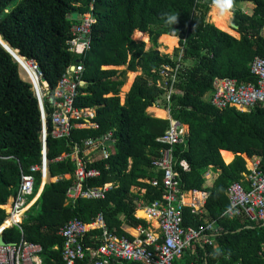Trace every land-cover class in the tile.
<instances>
[{"label":"trees","instance_id":"16d2710c","mask_svg":"<svg viewBox=\"0 0 264 264\" xmlns=\"http://www.w3.org/2000/svg\"><path fill=\"white\" fill-rule=\"evenodd\" d=\"M244 1L254 3L250 14L236 7ZM212 4L226 10L232 7L238 38L206 20ZM87 15L94 19L90 45L79 56L69 50L68 42L73 37L72 25ZM173 16L175 22L169 20ZM261 30L264 0H0V36L20 56L38 65L51 90L71 65L82 60L84 83L78 88L75 104L94 108L92 121L98 125L73 127L66 138L47 135V175L56 180L44 184L42 178L43 189L27 210V218L20 227L5 228L3 241L38 243L44 264H64L59 229L72 218L89 222L99 212L116 235L130 240L144 236L137 227L149 224L135 216L137 202L148 204L160 199L163 191L140 179L155 174L151 162L163 146L156 139L169 125L168 119L147 112L150 106L161 107L157 103L162 93L156 85L157 69L171 63L170 56L160 54L155 47L159 38L162 52L170 53L178 37L183 69L176 85L178 91L171 96L170 116L188 125V136L185 145L174 147L176 169L183 188L188 190L204 189L208 166L217 171L213 185L206 188L205 209L206 216L216 219L222 231L216 235V248L199 245L174 264H264V222L251 221L244 215L232 219L221 216L229 206L226 189L243 177L251 156H260L264 165V107L255 106L250 111L218 109L205 99L214 77L254 80L249 62L255 56L264 58ZM135 31L147 33L153 47L145 49L144 42L134 40ZM118 66L124 68H114ZM137 70L140 73L121 103L119 93L126 73ZM45 111H51L48 101ZM41 130V111L31 85L20 76L18 62L0 45V225L7 216L1 205L15 193L21 172L41 165ZM108 132H112L108 157L86 164L87 169L95 168L99 173L85 178L82 188L108 182L112 186L103 198L70 200L67 192L75 183L76 169V159L69 155L73 146ZM183 163L188 170L182 168ZM34 176L32 197L41 182L40 170ZM134 187L139 189L134 191ZM202 220L190 207L183 208V226H198ZM99 234V229L90 230L83 237L84 244L96 246ZM77 264L88 262L86 259Z\"/></svg>","mask_w":264,"mask_h":264},{"label":"built area","instance_id":"2783aa9c","mask_svg":"<svg viewBox=\"0 0 264 264\" xmlns=\"http://www.w3.org/2000/svg\"><path fill=\"white\" fill-rule=\"evenodd\" d=\"M195 1L209 3L211 0ZM93 21L92 16L87 15L71 27L73 37L68 42V48L79 56H83L89 49V35ZM170 59L171 63H164L157 69L158 79L156 80V85L162 89L157 103L169 113L167 118L169 125L156 139L163 146L158 158L151 162L155 174L151 178L140 179L152 186L161 187L163 192L160 199H154L148 204L143 200L137 202V208H142L155 222L156 231H149V226L143 228L139 225L137 231L144 236L130 240L110 231L101 212L89 222L72 218L58 231V235L62 238L61 255L64 264H77L86 259L88 264H110L111 260L114 264H122L124 261L139 264H174L186 251H194L199 245L208 244L213 247L216 245V235L222 231V227L216 224V219L205 218L198 226H183L184 207H190L191 212L196 215L205 213L204 204L208 196L206 190L208 186L202 190L184 189L176 169L174 147L185 145L188 136V125L170 116L171 96L178 91L176 85L179 83V74L183 69V52L180 45L177 47L176 54L170 55ZM25 61L28 66V70L23 69L26 81L30 83L41 111L43 146L48 134L53 138H66L70 136L73 127L98 126L92 121L95 117L94 108L78 107L75 104L79 94L78 88L84 83L81 78L83 71L81 59L62 74L53 90L43 79V73L38 65L30 60L25 59ZM19 68L22 69L20 65ZM249 71L254 76L253 81L214 77L212 90L207 98L208 102L218 109L233 107L240 111H250L255 106L264 107V58L255 56L249 62ZM46 101L50 103V113L45 111ZM47 117L50 118V127L47 126ZM111 137L112 132H108L96 138H87L81 144L73 146L69 155L75 157L76 169L75 183L70 187L73 193H69L70 189L67 192L70 200L76 197L103 198L105 192L112 186V183L108 182L99 187L82 188L85 178L99 173L95 168L87 169L86 164L108 157L107 145ZM41 153V165H32L28 172H21L15 193L4 205H1L7 216L0 225V236L5 228L13 225L20 227L21 222L27 218L26 212L29 209L35 183L34 173L40 170L42 177V167L45 165L47 168L46 156L43 152ZM182 168L188 170V165L183 163ZM246 169L241 179L227 187L226 196L229 206L221 216L232 219L244 215L251 221L264 222V165L261 157L251 156ZM212 170V166L207 167L204 172L205 181L212 175ZM215 173L217 176V171ZM140 190L144 192V188ZM186 194L191 195L188 202L184 201ZM5 206H8V209ZM17 214L18 219H13V216ZM6 221L9 222L8 225L3 224ZM146 222L150 221L146 220ZM94 229L100 230L99 236L96 237V246L85 245L84 235ZM41 251L40 244L23 239L17 244H0V264H44Z\"/></svg>","mask_w":264,"mask_h":264},{"label":"crops","instance_id":"0c3cea01","mask_svg":"<svg viewBox=\"0 0 264 264\" xmlns=\"http://www.w3.org/2000/svg\"><path fill=\"white\" fill-rule=\"evenodd\" d=\"M222 1H224V0H222ZM213 5V4H212ZM212 5L210 6V7H212ZM238 6H240V10L243 12V13H245V14H250L251 13V11H252V8L254 7V3L253 2H251V1H244V2H240L239 4H238ZM233 22V21H232ZM230 23L231 22H229V27H230ZM231 28V27H230ZM232 30H233V28H231ZM233 31H235V29L233 30ZM136 32V31H135ZM236 32V31H235ZM261 35H263L264 36V30H261ZM232 36H234V37H236V38H238L239 37V33L238 32H236V35H232ZM177 40L179 41V39H178V37H177ZM21 73V72H20ZM140 73V72H139ZM21 75V77L24 79V80H26V76H24V75H22V74H20ZM132 82H133V79H132V81H131V84H132ZM131 84H130V86H131ZM130 86H129V88H130ZM129 88H128V90H129ZM127 90V91H128ZM126 94V93H125ZM125 94L123 95V97H122V100H121V103H123V101H124V97H125ZM148 110H147V112L148 113H150V114H152L153 116H155V117H158V118H163V119H167L168 118V116H169V113L167 112V110L166 109H164L163 107H156V106H150V107H148L147 108ZM159 110V111H162L163 113H162V115H160V114H158L157 113V111ZM156 112V113H155ZM165 112V113H164ZM187 125V124H186ZM233 153V152H232ZM221 154V153H220ZM222 157V156H221ZM223 159V158H222ZM224 161V160H223ZM227 164V163H226ZM45 166V165H44ZM46 168V167H45ZM42 169H43V167H42ZM45 176H46V178H44L43 176L41 177V179L43 178L44 180H45V182H44V184L46 183V182H48V181H55L56 180V178H50V177H48V175H47V168H46V174H45ZM215 178H216V173H215V170L213 169L212 170V175L211 176H209V179L208 180H206L205 181V183H204V187H206V186H208V188L209 187H211L212 185H213V182L215 181ZM44 184H43V182H41V186L39 185V187H38V190L36 191V193L34 194V196L31 198V200H30V204H29V207H31L35 202H36V200L38 199V197H39V195H40V193H41V191H42V189H43V186H44ZM139 188H137V187H134L133 188V190L134 191H137ZM140 192L141 193H143V190H140ZM187 197H189V198H187ZM190 198H191V195L190 194H186L185 196H184V201H186V202H188L189 200H190ZM186 207H188V206H186ZM5 208L6 209H8L6 206H5ZM204 210H205V213L203 214V215H198L200 218H202L203 220L206 218V219H211V218H209V217H207L206 215H207V212H206V209H205V204H204ZM196 215V214H195ZM135 216L136 217H138V218H142V219H146V220H148V221H150V222H148V224H149V231H156V224H155V222L152 220V219H150L149 218V216L145 213V211H143L142 210V208H136V210H135ZM122 218V217H121ZM145 220V221H146ZM203 220H202V222H203ZM217 241H216V245L214 246L215 248L217 247ZM112 261V260H111Z\"/></svg>","mask_w":264,"mask_h":264},{"label":"bare ground","instance_id":"6f19581e","mask_svg":"<svg viewBox=\"0 0 264 264\" xmlns=\"http://www.w3.org/2000/svg\"><path fill=\"white\" fill-rule=\"evenodd\" d=\"M210 22L214 24V26H216L217 28L226 31L227 33H230L231 35H235L236 32L233 31L232 29L229 28V25L227 24V20L229 17V10L224 9L221 5H212V7H210ZM141 31H136L134 33V36L143 40H146V35L144 33H140ZM0 42H2L4 44V46H7L9 52L16 58L18 64L22 67V69L28 70L27 66H26V61L24 59V57L20 56L17 53V50L12 49L5 41H3L2 37L0 36ZM18 54V55H17ZM25 63V64H24ZM136 72H129L128 74V79L125 82V84L122 86V91H125L129 88L133 75ZM157 111V110H156ZM156 113V112H155ZM158 114L162 115V111H157ZM165 113V112H164ZM43 175L45 176V166H43L42 169ZM189 198V197H187ZM18 214L13 216V219H18ZM150 218V217H149ZM151 219V218H150ZM4 225H8L9 222L6 221L5 223H3Z\"/></svg>","mask_w":264,"mask_h":264},{"label":"rangeland","instance_id":"374dc122","mask_svg":"<svg viewBox=\"0 0 264 264\" xmlns=\"http://www.w3.org/2000/svg\"><path fill=\"white\" fill-rule=\"evenodd\" d=\"M227 8H228V6H226ZM237 8H239L240 9V6H236ZM210 10H211V8H209V10H208V12H207V14H206V20L208 21V22H210V15H209V13H210ZM229 10V9H228ZM230 11V13H229V17H228V20H227V24H229V22H232V18H233V10H232V7H231V10H229ZM230 28V27H229ZM231 29V28H230ZM234 30V29H233ZM135 33V32H134ZM134 33L132 34V38L134 39V40H136V41H142V42H144V44H145V49H149V48H151V47H153V44L149 41V36H148V34L147 33H144L145 35H146V40H143V39H140V38H137V37H135L134 36ZM140 33H143V32H140ZM236 35V34H235ZM178 45H179V41L177 40V44H176V46L175 47H173V49H172V51L170 52V53H165V52H162L163 50H162V44L159 42V38H157V46L155 47L158 51H159V53L160 54H166V55H173L174 53H176V50H177V47H178ZM25 64V63H24ZM26 66H27V64H26ZM27 68H28V66H27ZM109 68V67H108ZM112 68V67H111ZM114 68H116V69H123L124 68V66H118V67H114ZM20 74H22V75H24V70L23 69H20ZM136 73H134V75H133V80H134V78H135V76L137 75V74H139V72H140V70H137V71H135ZM128 74H129V72H127L126 73V80H125V82L127 81V79H128ZM21 76V75H20ZM25 76V75H24ZM125 84V83H124ZM123 84V85H124ZM122 85V86H123ZM128 90V89H127ZM127 90H125V91H122V87H121V89H120V93H119V96H120V102H121V100H122V97H123V95L127 92ZM205 99L207 100V97H205ZM148 110V109H147ZM43 152V151H42ZM226 163V162H225ZM42 176L44 177V175H43V172H42ZM44 178H46V177H44ZM53 178V177H52ZM55 178V177H54ZM41 182H42V179H41ZM41 182H40V186H41ZM7 208H8V206H6Z\"/></svg>","mask_w":264,"mask_h":264},{"label":"water","instance_id":"95a60500","mask_svg":"<svg viewBox=\"0 0 264 264\" xmlns=\"http://www.w3.org/2000/svg\"><path fill=\"white\" fill-rule=\"evenodd\" d=\"M72 17L73 18H75L76 17V14H72ZM230 27L231 28H233V29H237V25L234 23V22H231L230 23ZM0 45L2 46V47H4L8 52H9V50H8V48H7V46H4V44L2 43V42H0ZM10 53V52H9ZM11 54V53H10ZM12 55V54H11ZM18 55V54H17ZM12 57L16 60V58L12 55ZM17 61V60H16ZM44 148H43V154H45L46 153V147H45V144H44V146H43ZM69 193H73V189H70L69 190ZM0 244L1 245H4L5 244V242L3 241V239H2V236H0Z\"/></svg>","mask_w":264,"mask_h":264},{"label":"clouds","instance_id":"9594fccd","mask_svg":"<svg viewBox=\"0 0 264 264\" xmlns=\"http://www.w3.org/2000/svg\"><path fill=\"white\" fill-rule=\"evenodd\" d=\"M169 20H170L171 22H175V20H176V17H175V16H173V17H170V18H169Z\"/></svg>","mask_w":264,"mask_h":264}]
</instances>
